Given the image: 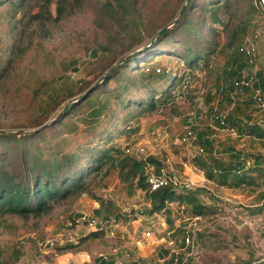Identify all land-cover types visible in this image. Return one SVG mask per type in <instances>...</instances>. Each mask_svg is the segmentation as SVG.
Here are the masks:
<instances>
[{
    "label": "rangeland",
    "instance_id": "374dc122",
    "mask_svg": "<svg viewBox=\"0 0 264 264\" xmlns=\"http://www.w3.org/2000/svg\"><path fill=\"white\" fill-rule=\"evenodd\" d=\"M14 1L0 2V133L21 137L43 127L60 118L83 92L102 84L104 92L94 102L108 105L99 117L86 103L72 110L59 132L51 128L43 136L46 141L41 137L35 144L62 152L80 150L76 168L95 167L103 150L112 146L118 148L110 153L115 163L123 154L155 156L179 179L194 177L207 187L205 201L219 214L194 222L185 207L173 203L168 216L149 217L144 213L149 208L145 193L136 181H125V172L121 175L107 157L110 165L85 179L86 192L55 202L43 216L0 214L1 260L11 263L18 248L25 254L16 264H174L177 259L179 264H247L264 258V218H252V201L243 199L255 192L264 198L262 177L255 173L253 186L245 190L216 187L196 174L194 161L208 156L205 140L212 141L214 157L242 154L249 168L255 157L264 159V137L242 132L250 125L247 121L244 127L238 123L237 135L213 128L219 126L220 113L228 112L216 102L219 89L225 91L230 84L225 76L235 81L248 67L236 48L256 35L260 86L251 88H261L264 96V11L257 0H66L60 8L59 0H28L20 7ZM187 5L191 7L184 13ZM37 13L40 19L34 18ZM169 27L171 37L160 43L165 51L144 58L148 62H139L140 69L138 64L124 67L107 79L114 67ZM207 43L216 51L196 68L170 53L175 49L184 54ZM175 75L184 81L179 89L184 93L167 100L168 79ZM132 81H138L134 87ZM210 95L213 105L208 104ZM152 100L159 101L156 109L150 106ZM210 106L212 119L207 116ZM254 110L258 115L249 121L258 123L264 109L256 105ZM115 213L123 218L106 227L104 238L86 239L93 231L89 219L112 223ZM148 230L152 235L145 239ZM176 233L181 234L173 238ZM189 235L195 245L192 255L186 245ZM69 244L78 248L58 252Z\"/></svg>",
    "mask_w": 264,
    "mask_h": 264
},
{
    "label": "trees",
    "instance_id": "16d2710c",
    "mask_svg": "<svg viewBox=\"0 0 264 264\" xmlns=\"http://www.w3.org/2000/svg\"><path fill=\"white\" fill-rule=\"evenodd\" d=\"M2 1L15 3L14 0ZM27 1L28 0H18L17 6L20 7ZM116 1L119 4V0ZM64 2H66V0L58 1L59 8ZM190 7L191 5H187L183 12L186 13ZM251 7H254L253 3ZM259 9L261 10L262 8L259 6ZM252 11L251 8L250 13ZM49 14L51 15L50 11ZM34 18L40 19L41 13L35 14ZM215 21L220 22V19L216 17ZM172 33V28H163L159 35L156 36L155 40L152 41V44H148L150 46L145 45L147 47L134 52L127 58L128 60L126 59L118 67H114V70H111L112 72L107 76V79H109V77L112 79L116 74H120L124 67L130 66L133 69L138 64L137 68L140 69L139 62H148V60H143L144 58L149 59L154 53L166 50V47H161L160 43L171 37ZM240 45L236 48L237 53ZM174 50L170 53L181 56L185 63L191 68H196L200 63L199 61L216 51L215 47L208 43L206 46H200L193 50L191 48L183 50L184 54ZM128 62L129 65L125 66ZM206 63L208 64L207 61ZM165 75L161 76L160 79L163 80ZM168 80L169 97L167 100L171 99V97L174 99L172 93L174 89L181 84L182 78L175 75L172 79ZM135 82L138 81L131 82L133 87L135 86ZM101 87L102 84L97 88H90L86 92H83L81 99L73 103L69 108H65L60 118L54 119L43 127L40 126L21 137L13 133H0V214L19 215L26 219L43 216L51 210L55 202H60L70 196L86 192L88 185L85 179L93 171H100L103 165L108 162V159L110 160V164L113 165V168L120 170L121 175L125 172V176L123 177L125 181H136L135 183L138 189L145 193L146 201L150 206L144 213L148 216L155 214H170V205L172 203H177L185 207L192 217H208L219 214V209L216 206L205 201V195L210 193L207 187L179 189L173 182H169L156 190H152L147 180L146 163L149 162L155 165L158 170L163 167V162L158 160L155 156H149L147 160H139L131 155L123 154V159L115 163V156H111L110 153L118 151V148L112 146L103 150L102 156L95 160L97 163L95 167L89 165L84 168H76L81 156L80 150L62 152L53 148H48L47 146L35 144L37 140H41V137L46 136V133L52 130L51 128H55L59 132L64 125L63 122L72 113V110L75 108L80 109L83 106L85 107L86 103L92 104L91 114L95 117H99L103 112L102 109L108 105V102H104L100 107V103L95 104L94 102V100L96 101L97 99V94L99 95V93L104 92H100ZM158 100L160 101L161 99L158 98ZM158 100H155V102L152 100L150 106L155 108V103L157 105V102H159ZM141 102L142 100L137 101V104ZM229 127L234 128L235 126L232 124L223 126V128ZM248 128L249 134L258 135L259 138L264 137V130H261V127L249 125ZM127 131L129 132L132 130ZM28 141L33 142V145H26L25 143ZM42 141H46V138L43 137L41 142ZM205 141H207V145H209L208 156H197L194 161L205 171L207 179L213 181L215 186L237 188L243 184H248L252 181L253 176L251 177V175H249L251 172H257L264 180V159L261 157H255L254 166L250 168L246 166L242 154L235 156L232 161H224L216 156L214 157L216 154L212 147V141ZM107 157L109 158L105 160ZM107 164H109V162ZM263 211L264 205L255 210L256 213H261ZM97 213H100L99 210H97ZM108 214L110 213L106 215ZM114 217L120 220L123 218L121 213H115ZM105 218L108 219L109 216H105ZM178 235V233L173 234V237L175 238ZM104 236V230H94L86 236V239H98L104 238ZM75 248H78L75 244H69L68 246L60 248L58 252L64 253ZM24 254L25 252L18 248L15 250L11 263L2 261L0 257V264H16L23 258ZM247 264H264V260H259L257 263L251 261Z\"/></svg>",
    "mask_w": 264,
    "mask_h": 264
},
{
    "label": "built area",
    "instance_id": "2783aa9c",
    "mask_svg": "<svg viewBox=\"0 0 264 264\" xmlns=\"http://www.w3.org/2000/svg\"><path fill=\"white\" fill-rule=\"evenodd\" d=\"M259 3L260 7L264 11V0H257ZM257 35L254 38H248L244 43L240 45L238 48V54L244 57L246 63L248 64V67L245 69H242L241 72H239L238 78L234 81V88L238 93L244 92V90L248 87H254L259 85L260 86V79L258 77L259 69L257 66V60H258V45H257ZM159 72H161V69H158ZM184 81L181 82V84L177 87V92H174V100H178L183 96V93L179 92V89L183 88L184 86ZM205 92V91H204ZM203 94V92H201ZM224 94L223 88L221 87L219 89L217 99L221 98L222 95ZM254 100L256 105L260 109H264V96L262 94V89L257 88L254 93ZM217 111V107L214 109ZM215 115V114H213ZM227 114L221 112L219 117H218V125L214 127L216 130H231L234 131L233 128H223V126H226L227 123ZM203 151V150H201ZM127 149V153H129ZM216 154V153H215ZM130 155V154H128ZM132 156V155H131ZM135 157V156H133ZM137 158V157H135ZM148 157L144 158H137L139 160H147ZM163 162V161H162ZM185 167H191V165L185 164ZM196 174L202 176V180L208 183H214L211 180H208L205 174V171L200 168L199 166H196L195 168ZM146 175H147V180L152 188V190H156L164 185H166L169 182H173L179 189H192L196 187H201L198 181L193 180L192 178H184V179H179L176 174H171L169 173L166 168L163 167L161 169H157L155 165L147 162L146 163ZM243 188L246 187V184L242 185ZM194 222H199L201 221L204 217L202 216H190ZM115 218V217H114ZM120 219H114L111 222L109 221H100L97 217H92L88 221V225L91 230H107L106 227L112 228L115 224L119 223ZM106 223H109V225H106ZM152 235V231L148 230L144 233L145 239L150 238ZM141 242H139L140 244ZM49 245L53 246L54 243L53 241L48 242ZM186 245L191 247V255L194 252L195 245L193 244L191 240V236L189 235L186 238ZM259 260H264V258L258 259L253 261L254 263H257ZM118 264H123L122 262H117ZM174 264H179V260L177 259Z\"/></svg>",
    "mask_w": 264,
    "mask_h": 264
},
{
    "label": "crops",
    "instance_id": "0c3cea01",
    "mask_svg": "<svg viewBox=\"0 0 264 264\" xmlns=\"http://www.w3.org/2000/svg\"><path fill=\"white\" fill-rule=\"evenodd\" d=\"M260 73H258V74H260ZM225 77H226V79H229L230 80V81L228 80V82L230 84L228 85V88L226 87V90L224 91L223 96L221 98H219V99L216 98V102H217V104H219V102H221V106H223L224 104L226 105L227 111H228V112H226L227 113V116H228L227 117V122H228V124H232V125L235 126L234 128L232 127L234 131H231L229 129H227V131H229L233 135H237V133H238L237 130H239L240 126H242V127H244V125L246 126V123L247 122L250 125H257V126L261 127V129L264 130V124L261 123V121L264 122V116L258 120V123L253 122L254 121L253 118L258 115V113H256L255 110H254V108L256 107V104H254V101H255L254 100V93H255L254 88L248 87V88H246L244 90V92L238 93L235 90V88H234V80H232V78L230 77V75L227 74ZM216 83H218V81H216ZM263 87H264V84H263ZM213 102H214V99L211 98V95L208 96V104L209 105H213ZM252 105H253V107H252ZM213 107L214 106H210V112L207 115L211 119H212V115L214 114L213 113V110H212ZM240 111H242V112H240ZM246 118H248V120ZM244 120L247 121V122H244ZM249 120H253V121H249ZM238 123H239L240 126L238 125ZM210 126L212 127V124L211 123H210ZM245 128H246L245 130L242 129V132L244 131V132H247L248 133L249 132L248 126H246ZM247 128H248V131H247ZM250 135L259 138L258 135H253V134H250ZM227 149H229L230 152H234V151L236 152V150H234L232 148H227ZM233 154H235V153H233ZM229 155H230V153L229 152H226L225 153V157H222V158H219L217 156L216 157L219 158V159H221V160H224V161H232V160H234L235 157L234 156H233L234 158H232L231 156L228 157ZM255 173H257V172H251V173H249V175H252L253 176V175H255ZM249 175H248V179H249ZM253 177H252V179H255ZM192 179H195V178L193 177ZM251 182H249L248 184H246V187L245 188H243L242 186H240V187L233 188V189H237V190H245V189H248V187L253 186V185H251L252 184ZM263 182H264V180H263ZM230 188H232V187H230ZM258 193L259 192H255V193L251 194V196H248L246 198L245 197L243 198L245 201H247V200L252 201L251 204H252V208L253 209L250 210L252 212V215H251L252 218H256V217L257 218H264V211L261 212V213H256L255 212L256 208H259L260 206H263L264 205L263 193H260V194H258ZM147 204L149 205V203H147ZM170 209H172L171 208V205H170ZM157 215H162V214H155V215H152V216H149V217H153V216H157ZM163 215L164 216H168L169 214L168 215L167 214H163ZM180 234L177 237H179Z\"/></svg>",
    "mask_w": 264,
    "mask_h": 264
}]
</instances>
